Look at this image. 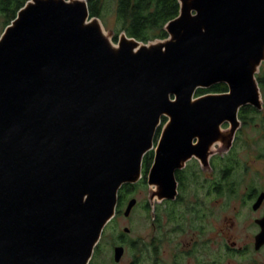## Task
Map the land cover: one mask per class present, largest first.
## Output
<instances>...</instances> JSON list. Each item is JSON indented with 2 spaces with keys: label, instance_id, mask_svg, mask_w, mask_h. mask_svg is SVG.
<instances>
[{
  "label": "water",
  "instance_id": "water-1",
  "mask_svg": "<svg viewBox=\"0 0 264 264\" xmlns=\"http://www.w3.org/2000/svg\"><path fill=\"white\" fill-rule=\"evenodd\" d=\"M179 3L168 37L149 42L125 32L114 41L88 0H27L6 25L0 264H90L120 189L142 179L162 117L151 201L176 196L175 171L192 156L207 164L218 141L229 150L243 106L263 109L264 0ZM219 83L228 90L196 95Z\"/></svg>",
  "mask_w": 264,
  "mask_h": 264
},
{
  "label": "flooded vegetation",
  "instance_id": "flooded-vegetation-1",
  "mask_svg": "<svg viewBox=\"0 0 264 264\" xmlns=\"http://www.w3.org/2000/svg\"><path fill=\"white\" fill-rule=\"evenodd\" d=\"M240 111L239 118L244 124H246L247 121L245 122L240 117ZM165 118V120H161V123L156 130L154 148L147 153H153L147 172H145L146 167L143 159L142 173L143 176H146L145 185H147L148 188L151 186L147 182V177L151 166L153 165L155 147L160 138L163 127L168 121L167 117ZM228 128V122H224L221 125L222 131H225ZM241 128L242 126L240 125L229 150H223L224 147L220 141L213 143L209 149L212 151V154L208 156L207 164H204L197 156H192L185 162V165L182 168L176 169L175 177L177 180V193L174 198H166L161 201H158V199L155 198L151 201L149 198L150 193L148 194L149 199L144 202V208L149 212L151 225H153L154 230L156 232L159 231L157 234L152 235L149 240V264H161V255H166L167 252L170 257V263H168L167 258V264H220V248L224 253L229 255L247 254L250 248L257 252L264 250V244H261L259 247L256 246V236L262 230L259 220L264 218V189H259L257 187H254L253 189L249 188V191L246 193L250 203L249 206L252 207L253 211L258 213V216L254 218L256 229L252 237L250 236L249 241H241V243H239V240L234 238L233 233L231 232H233L234 229L232 227H234L237 222L231 220L227 225V221H225L224 227L222 228L220 227L219 222V196L221 194L219 181L221 163L229 158L231 154H234L236 143L239 139L238 134ZM197 142L198 140L194 139L193 143ZM188 175H191V180H188ZM143 176L142 178H144ZM234 185L233 193L237 189V185ZM152 189H155V186H153ZM134 191L135 190L132 192L128 191L126 197L129 198L124 206L122 205L120 208L117 206L116 214L105 227L103 234L118 216H120V214H123L126 218L131 215L134 207L137 205V198L133 196ZM261 195H263V197L259 202L258 200ZM132 198H136V203L132 207L130 213L125 215L128 203ZM158 227L160 228L158 229ZM163 227L166 228L165 231L162 230ZM220 228L224 235H226L225 242L222 246H220L219 241ZM126 229H129V227H124L123 232L118 233L116 236L112 234L111 247L114 251L116 247L122 246L125 252L126 243L130 242L128 240L130 229ZM206 234H209L208 237H205ZM138 242V240H133V246L136 250L141 251L139 249L140 247L138 248ZM165 242L167 245H165L163 253L162 246ZM141 254L138 252L139 258L136 253L134 254L133 262L135 264H141Z\"/></svg>",
  "mask_w": 264,
  "mask_h": 264
},
{
  "label": "rangeland",
  "instance_id": "rangeland-1",
  "mask_svg": "<svg viewBox=\"0 0 264 264\" xmlns=\"http://www.w3.org/2000/svg\"><path fill=\"white\" fill-rule=\"evenodd\" d=\"M115 1L109 0V7L106 9L105 19H101L107 32H111L114 39L115 33L120 35V26L115 16ZM5 17L0 12V35L6 27ZM262 72H264V64L262 65ZM263 109L258 110L259 113H247V122L241 121V130L238 134L233 158H238V168L232 175L231 180L237 185L235 192H227L220 194L219 196V222L220 227H224L225 221L227 225L230 221H235L233 236L241 241H249L250 236L255 232L256 226L254 224V218L258 216V213L252 210L249 206V199L246 193L249 188L257 187L264 189V89H263ZM244 120V119H243ZM236 160V159H235ZM247 186V190H246ZM145 183H141L135 186L129 192L133 190V196L137 198V205L134 207L131 215L126 218L123 214L113 222V224L105 231L100 241V248L98 252L92 258L90 264H135L134 254L138 256V252L141 254V264L150 263V251L149 240L152 235L157 234L159 231H155L149 217V212L144 208V202H146L149 194V190ZM247 199V200H246ZM247 201V202H246ZM250 211H249V209ZM164 223V221H163ZM226 225V226H227ZM129 227L128 240L130 242L125 245L124 255L120 257L119 261H114V250L111 247L112 234L117 235L123 232L124 227ZM160 227H158L159 229ZM220 228V246L225 242V236ZM163 231L166 228H162ZM206 234L205 237H208ZM133 240H138V248L136 250L133 246ZM143 242V243H142ZM166 242L162 246L164 253ZM172 248V247H171ZM97 253V254H96ZM96 255V258H95ZM143 255V256H142ZM139 258V256H138ZM170 263V257L168 252L161 255V264ZM220 264H264V250L255 251L250 248L247 254L242 255H229L224 253L220 248L219 255Z\"/></svg>",
  "mask_w": 264,
  "mask_h": 264
},
{
  "label": "trees",
  "instance_id": "trees-1",
  "mask_svg": "<svg viewBox=\"0 0 264 264\" xmlns=\"http://www.w3.org/2000/svg\"><path fill=\"white\" fill-rule=\"evenodd\" d=\"M26 1L27 0H0V12L5 17L6 25L15 18L17 11L26 3ZM109 4V0H88L91 16H98L102 20L105 19L106 9L109 7ZM114 10L116 20L120 26V32H125L128 36L134 37L137 40L149 42L155 39H164L168 37L165 25L168 21L175 18L179 14L180 3L179 0H116ZM117 39L118 33H115L114 41H117ZM257 80L262 92L264 89V72H262V66L260 72L257 74ZM227 90L228 86L225 83H219L208 89H198L196 95L208 92L219 93ZM248 112L259 113L258 109L253 106L249 105L243 107L240 111V117L244 119L245 122L247 121ZM162 119L165 120L166 118L162 117ZM150 154H146L144 158L146 167L145 172H147L149 162L153 156L152 152ZM232 156L233 154L221 163L219 181L221 194L233 192L235 187V183H233L231 177L238 168L239 163L238 158H233ZM143 177L144 178L136 184H124L122 186L119 191V208L122 205L124 206L127 202L129 198L126 197L128 191H131L132 188L141 183L146 184V176L144 175ZM187 178L188 180H191L192 177L191 175H188ZM99 248L100 243L95 248V251L98 252Z\"/></svg>",
  "mask_w": 264,
  "mask_h": 264
}]
</instances>
